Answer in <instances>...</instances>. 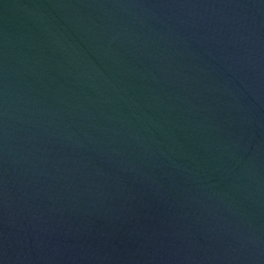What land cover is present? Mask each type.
<instances>
[{
    "label": "water",
    "instance_id": "1",
    "mask_svg": "<svg viewBox=\"0 0 264 264\" xmlns=\"http://www.w3.org/2000/svg\"><path fill=\"white\" fill-rule=\"evenodd\" d=\"M0 264H264V0H0Z\"/></svg>",
    "mask_w": 264,
    "mask_h": 264
}]
</instances>
